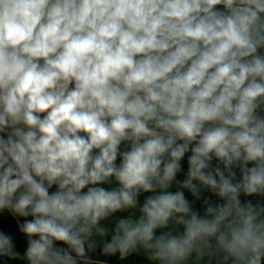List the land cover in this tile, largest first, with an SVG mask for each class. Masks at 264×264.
<instances>
[{
	"label": "clouds",
	"instance_id": "clouds-1",
	"mask_svg": "<svg viewBox=\"0 0 264 264\" xmlns=\"http://www.w3.org/2000/svg\"><path fill=\"white\" fill-rule=\"evenodd\" d=\"M261 49L264 0H0V211L32 217L23 258L95 264L132 209L105 255L261 264L264 207L239 199L264 195ZM183 189L223 203L201 216ZM0 256H20L3 232Z\"/></svg>",
	"mask_w": 264,
	"mask_h": 264
},
{
	"label": "trees",
	"instance_id": "trees-1",
	"mask_svg": "<svg viewBox=\"0 0 264 264\" xmlns=\"http://www.w3.org/2000/svg\"><path fill=\"white\" fill-rule=\"evenodd\" d=\"M218 8H221L222 6H218ZM262 54H264V49L259 50ZM121 150H124V144L121 145ZM191 153H187L183 160L181 161L182 165V170L177 174L176 179L182 181L187 174L188 170V163L187 159L188 156ZM117 163H119V157L117 159ZM219 164L215 158L212 161V166L215 167ZM253 165L250 163L248 167H252ZM222 168L223 166L220 165ZM233 171L236 173V181L238 182L241 179V172L238 167L234 168ZM105 187L111 189L114 187H118V184L113 181L111 184L105 185ZM56 186L54 185L50 191H55ZM180 190L177 188L175 183L173 186L169 189V191H177ZM186 198L190 201L192 204V208L194 211H197L201 216L204 215L205 212V204L204 200L207 199L213 206L217 204H222L223 200L216 196L211 190L208 189H202L201 190V196L200 199H197L194 197L188 190L183 189ZM152 193H142L138 197L139 204L142 205L144 202V199L151 195ZM239 199L241 200V203H245L247 201H251L254 205H259L261 207H264V195H252V196H247L243 193H241ZM136 211L129 209L127 211H122L114 214L112 217H110L106 221H102V225H106L108 228V235L105 237H99V236H94L92 239L96 241V248L93 251H86L87 258L95 264H158V262L151 261L148 259L147 254L143 250H138L136 252L131 253L130 255L126 256L125 258L121 259L120 254L116 253L114 255H105L103 253V243L104 242H110L111 240V235L113 234V230L115 227V224L112 223V221L115 220L116 217H127L131 212ZM136 216H139V212L136 211ZM32 217H18L14 216L11 214L8 210H3L0 211V232H3L7 235H10L13 238V244H14V250L20 254L19 258H10V257H5V256H0V264H29L27 259L23 258L24 254L26 252L28 243H27V236L22 233L19 229V224L24 223L25 220H31ZM172 230L173 234L177 233H182L183 232V227L182 226H173L169 224L168 228L165 229H157L156 230V235L161 234L163 231H168ZM36 238V237H34ZM54 246L56 247H62V248H67V245L63 244L62 242H54ZM74 255V253H73ZM222 255L220 256H215V257H204L202 260L198 262V264H218V261L222 260ZM78 264H83V262L78 261ZM187 264H194V255L193 258L187 262ZM227 264H233L232 260L229 259L227 261ZM261 264H264V258L261 260Z\"/></svg>",
	"mask_w": 264,
	"mask_h": 264
},
{
	"label": "rangeland",
	"instance_id": "rangeland-1",
	"mask_svg": "<svg viewBox=\"0 0 264 264\" xmlns=\"http://www.w3.org/2000/svg\"><path fill=\"white\" fill-rule=\"evenodd\" d=\"M262 115H264V113H261Z\"/></svg>",
	"mask_w": 264,
	"mask_h": 264
}]
</instances>
